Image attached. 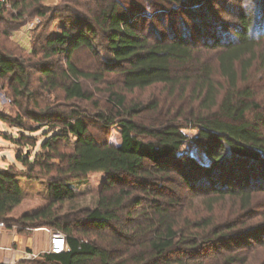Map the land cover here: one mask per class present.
<instances>
[{"label":"trees","instance_id":"trees-1","mask_svg":"<svg viewBox=\"0 0 264 264\" xmlns=\"http://www.w3.org/2000/svg\"><path fill=\"white\" fill-rule=\"evenodd\" d=\"M146 1L147 5L138 0H67L50 8L44 0H5L0 3V20L7 4L17 10L10 13L12 30L24 26L29 17L42 18L32 30L31 54L65 55L67 67L60 86L69 100L93 99L83 80L103 79V73L74 63V53L80 49L104 51V70H118L127 91L165 84L180 87L185 94L191 85L189 95L200 111L179 116L198 130L193 140L202 147L204 160L183 150L189 137L182 124L141 126L134 118L145 107L125 108L119 96L124 108L115 117L100 114L99 120L121 127L120 143L94 136L86 116L72 111L42 145L47 157L60 161V174L80 178L105 173L109 194H101L97 206L83 211L81 220L75 218L77 214L61 215L64 201L75 197L71 181H52L47 205L14 218L13 210L24 199L22 175L12 166L0 167V222L36 223L34 227L65 234L69 250L48 253L36 264H264V258L255 262L251 252L252 243L264 246V223L253 222L258 215L253 200L257 192H264V119L248 118L259 104L258 93L246 84L261 55L264 0L254 16V11L240 10V27L233 34L215 25L213 0ZM60 13L65 16L58 31L38 34L44 21L48 25ZM158 15L163 16L161 24L169 23L163 31L152 22ZM199 47L220 49L216 68L204 62L199 70ZM26 61L0 49V79L13 78L20 95L31 84ZM37 65L49 78L46 83L59 86L45 63ZM182 69L194 74L183 81L175 75ZM156 107L147 105V110ZM146 134L153 140L144 139ZM70 141L72 150L62 151L63 143ZM19 159L35 168L29 156ZM117 185L121 186L115 189ZM80 221L101 233L97 240L78 234Z\"/></svg>","mask_w":264,"mask_h":264},{"label":"rangeland","instance_id":"rangeland-1","mask_svg":"<svg viewBox=\"0 0 264 264\" xmlns=\"http://www.w3.org/2000/svg\"><path fill=\"white\" fill-rule=\"evenodd\" d=\"M3 1L5 0H0V3ZM66 1L44 0V5L52 8L65 4ZM138 1L145 5L148 4H146L148 2L146 0ZM212 3L211 10H214V13H212L218 20L215 25H220L221 30L230 34H233L240 27V20L237 18L240 10H246L250 13L254 11L252 12L253 16L256 12L258 13V10L260 13V0H213ZM6 8L7 10L1 15L0 20V49L12 56L26 59L28 75L31 79L30 86L22 89V95L16 94V89L20 88L13 78L8 76L0 79V167L8 168L12 166L22 175L20 185L24 192L22 203L12 212L14 218L47 205L51 198L49 186L52 181L60 183L67 180L71 181L75 197L64 201L61 215L77 214L75 218L81 220L84 217L83 211L97 206L101 194H109V191L104 188L105 173H91L80 178L60 174V161L57 159L51 160L47 157L42 145L50 136L62 128L60 120L66 119L72 111L86 116L90 131L94 136L107 139L115 144L120 143L121 127L118 124L108 125L99 120L100 114L115 117L124 108L119 103V96L122 97L125 108L145 107V111L139 117L134 118L141 126L148 129H157L161 127V124L173 121L182 124L184 126L183 132L189 137L183 145V150L196 158L204 160L205 153L202 147L193 140L197 136L198 130L190 121L179 116L180 112L188 116L192 110L195 113L200 111L198 102H193L192 97L189 95L191 85H189L185 94H182L180 87L173 89L165 84H155L145 89L127 91L123 85V76L118 70H104V51L95 54L88 49H80L74 53V63L86 71L103 73V79L101 81L83 80L86 89L93 93V99L69 100L60 86L64 82L65 75L63 71L67 67L65 55L63 53L53 54L49 58H43L41 55L33 57L31 54L33 46V43H30L32 30L41 24L42 18L39 16L29 17L24 26L18 30H12L14 22H11L10 13H16L17 10L9 4ZM262 13L261 24H264V10ZM161 15H158V19L155 18L152 22L159 30L163 31L169 26V23L166 21L165 25L161 24L159 21L160 17H163ZM58 16L48 25H44L46 22L44 21L43 26L39 27L38 34L46 31H58V23L65 16V13H60ZM178 17L176 16V18ZM145 26L147 27V24ZM142 29L147 32L145 27ZM6 31L9 32L8 35L5 33ZM219 51L218 48L208 50L199 47V53H197L199 70L204 62L216 68ZM258 52L261 55L250 69L246 82L247 86L258 93L255 100L258 102L259 107L254 108L247 114L248 118L253 121L255 118L264 119V41L261 42ZM38 62L45 63L52 74L58 77L56 81L59 82V86L54 88V84L49 85V83H46L49 78L39 71ZM192 74H194L192 71L183 69L175 72V75L181 77L183 81H186ZM147 105H156L157 107L147 110ZM262 129L264 131V126ZM142 137L146 140H153V137L148 134ZM71 143L72 141L63 143L61 150L70 152L72 150ZM19 156H29V160L34 162L35 168L30 169L19 159ZM120 186L117 185L115 189ZM135 192L139 193V191ZM191 200L195 201L196 198ZM230 205L231 203L226 204L225 211L229 209ZM253 208V212L258 214L253 222L264 223V192L256 193ZM74 223L76 224V222ZM77 225L78 234L85 239L97 240V236L101 234L94 226L85 221H80ZM19 226L33 228L38 225L27 223ZM50 229L54 232V229ZM251 250L253 257L256 258L255 262L258 263V261L263 260L264 246L252 243ZM36 261L38 260H31L26 264H36Z\"/></svg>","mask_w":264,"mask_h":264},{"label":"crops","instance_id":"crops-1","mask_svg":"<svg viewBox=\"0 0 264 264\" xmlns=\"http://www.w3.org/2000/svg\"><path fill=\"white\" fill-rule=\"evenodd\" d=\"M45 228L19 225L0 227V264L44 260L50 247V233Z\"/></svg>","mask_w":264,"mask_h":264},{"label":"built area","instance_id":"built-area-1","mask_svg":"<svg viewBox=\"0 0 264 264\" xmlns=\"http://www.w3.org/2000/svg\"><path fill=\"white\" fill-rule=\"evenodd\" d=\"M0 227H5L4 222H0ZM50 233L49 253L61 254L69 250L67 238L62 232H53L50 228H45Z\"/></svg>","mask_w":264,"mask_h":264}]
</instances>
